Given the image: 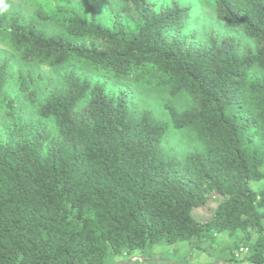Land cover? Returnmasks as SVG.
Returning a JSON list of instances; mask_svg holds the SVG:
<instances>
[{
  "label": "trees",
  "instance_id": "obj_1",
  "mask_svg": "<svg viewBox=\"0 0 264 264\" xmlns=\"http://www.w3.org/2000/svg\"><path fill=\"white\" fill-rule=\"evenodd\" d=\"M95 1L0 12V264H107L178 242L264 264V0H209L237 32L222 36L187 27L193 0ZM18 60L56 78L13 75ZM160 93L186 103L163 101L162 117ZM170 126L193 135L180 155Z\"/></svg>",
  "mask_w": 264,
  "mask_h": 264
},
{
  "label": "rangeland",
  "instance_id": "obj_2",
  "mask_svg": "<svg viewBox=\"0 0 264 264\" xmlns=\"http://www.w3.org/2000/svg\"><path fill=\"white\" fill-rule=\"evenodd\" d=\"M60 0H54L49 2L43 0H0V12H9L14 9H19L24 16L33 17L38 12L51 13V7L54 6ZM83 2V0H77ZM168 1V0H166ZM187 1V0H186ZM197 5V12L194 16H191L187 21V27L194 29L198 36H204L208 32H214L218 35H226L237 33L235 30L229 29L224 24L220 23L215 18L214 8L209 0H193ZM53 3H55L53 5ZM96 6L98 9L102 5H113L114 7L120 4V0H96ZM56 29H51L55 31ZM0 55H12L10 47L7 43L6 37L0 33ZM18 70L24 75L28 74V71L37 79V84H48L53 82L56 78V70L48 67L47 65H25L21 61H16L13 64V75L18 74ZM42 88V87H41ZM6 94L11 97H15L18 104H22L23 108L27 110V113L31 112L30 102L27 101L25 95L18 91L15 80H11L7 85ZM156 105L151 107L157 113L166 118V114L160 106L163 101L172 100L177 104L186 103L182 97L170 98L167 94L160 93L156 99ZM1 117V115H0ZM165 135V145L167 147H173V150L180 155L184 152L188 144H192L194 139L193 135L187 130L176 131L173 127H169ZM219 197L213 196L210 198L209 203L206 206L193 209V214L200 220L207 219L217 203ZM214 261L205 253H199L192 250L186 242H178L172 245L160 243L144 252H135L132 256H121L120 258H108L107 264H213ZM219 263H222L220 261Z\"/></svg>",
  "mask_w": 264,
  "mask_h": 264
}]
</instances>
